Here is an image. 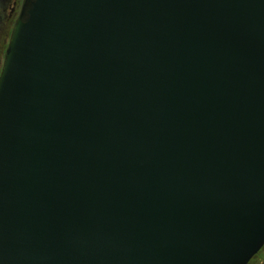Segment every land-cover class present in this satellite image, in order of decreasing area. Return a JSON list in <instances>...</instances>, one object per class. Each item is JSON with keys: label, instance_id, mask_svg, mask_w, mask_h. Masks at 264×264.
Wrapping results in <instances>:
<instances>
[{"label": "water", "instance_id": "1", "mask_svg": "<svg viewBox=\"0 0 264 264\" xmlns=\"http://www.w3.org/2000/svg\"><path fill=\"white\" fill-rule=\"evenodd\" d=\"M263 246L264 0H22L0 264H248Z\"/></svg>", "mask_w": 264, "mask_h": 264}, {"label": "flooded vegetation", "instance_id": "2", "mask_svg": "<svg viewBox=\"0 0 264 264\" xmlns=\"http://www.w3.org/2000/svg\"><path fill=\"white\" fill-rule=\"evenodd\" d=\"M22 0H0V68L12 25L17 17Z\"/></svg>", "mask_w": 264, "mask_h": 264}, {"label": "rangeland", "instance_id": "3", "mask_svg": "<svg viewBox=\"0 0 264 264\" xmlns=\"http://www.w3.org/2000/svg\"><path fill=\"white\" fill-rule=\"evenodd\" d=\"M263 255L260 259H256V261L252 262L251 264H264V248L262 251Z\"/></svg>", "mask_w": 264, "mask_h": 264}, {"label": "trees", "instance_id": "4", "mask_svg": "<svg viewBox=\"0 0 264 264\" xmlns=\"http://www.w3.org/2000/svg\"><path fill=\"white\" fill-rule=\"evenodd\" d=\"M263 248H264V246H263ZM263 248L259 251V253L248 264H251L252 262L256 261V259H260L262 257Z\"/></svg>", "mask_w": 264, "mask_h": 264}]
</instances>
